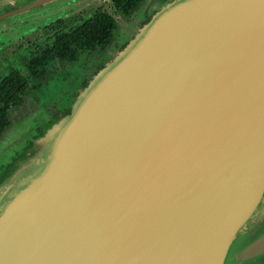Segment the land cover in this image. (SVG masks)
<instances>
[{
	"label": "water",
	"instance_id": "95a60500",
	"mask_svg": "<svg viewBox=\"0 0 264 264\" xmlns=\"http://www.w3.org/2000/svg\"><path fill=\"white\" fill-rule=\"evenodd\" d=\"M69 109L0 177L61 135L0 264H264V0H176Z\"/></svg>",
	"mask_w": 264,
	"mask_h": 264
},
{
	"label": "rangeland",
	"instance_id": "374dc122",
	"mask_svg": "<svg viewBox=\"0 0 264 264\" xmlns=\"http://www.w3.org/2000/svg\"><path fill=\"white\" fill-rule=\"evenodd\" d=\"M158 1L146 0L138 9L135 19L122 25L117 24V28H122V37L116 39L115 35L113 47L103 52L81 51L77 59L70 63L53 61L45 67L46 75L40 81L29 78L26 64L40 49L51 44L53 32L57 29L54 21L59 18V4L36 9L0 23V79L15 70L27 83V92L21 106L10 108L7 112L10 124L0 138V177L22 155L33 150V142L30 140L39 138L50 123L68 113L79 92L134 39L154 15L176 2ZM150 12H154L150 20L139 25L138 21ZM71 19L73 21L69 22L72 27L78 24L73 17Z\"/></svg>",
	"mask_w": 264,
	"mask_h": 264
},
{
	"label": "trees",
	"instance_id": "16d2710c",
	"mask_svg": "<svg viewBox=\"0 0 264 264\" xmlns=\"http://www.w3.org/2000/svg\"><path fill=\"white\" fill-rule=\"evenodd\" d=\"M114 24L106 17L98 16L76 30L54 39L50 47L31 57L26 68L32 80L44 79L45 67L53 62H73L79 52L104 47L112 39ZM27 83L17 71L8 72L0 79V136L9 127L7 112L20 107L26 95Z\"/></svg>",
	"mask_w": 264,
	"mask_h": 264
},
{
	"label": "flooded vegetation",
	"instance_id": "af4514ba",
	"mask_svg": "<svg viewBox=\"0 0 264 264\" xmlns=\"http://www.w3.org/2000/svg\"><path fill=\"white\" fill-rule=\"evenodd\" d=\"M145 1L146 0H0V23L10 18L26 15L36 9L49 8L52 4L58 3L59 18L54 21L57 29L55 28L56 31L53 32L52 42L49 46L40 49L37 54L44 48L50 47L56 37L71 33L98 16L106 17L115 26L112 30V39L106 46H97L95 49L89 50L90 52H103L108 47H113L116 39H121L122 28H117V24L121 23L122 25L131 21V19H135L138 9ZM88 8L90 9L88 10ZM153 14L154 12H150L144 19L139 20L138 24L143 25L147 23ZM72 17L78 22L74 27H72L69 22L73 21L71 19Z\"/></svg>",
	"mask_w": 264,
	"mask_h": 264
},
{
	"label": "bare ground",
	"instance_id": "6f19581e",
	"mask_svg": "<svg viewBox=\"0 0 264 264\" xmlns=\"http://www.w3.org/2000/svg\"><path fill=\"white\" fill-rule=\"evenodd\" d=\"M107 77L108 75L103 81ZM95 90L96 89L90 92L88 98ZM80 109L81 107L76 110L66 129L71 128L75 124L79 117ZM60 136H58V140L52 145L49 152L45 153L41 158L39 157L35 163L32 162L25 169L20 170L7 185L0 189V214L3 210L6 212L7 210L11 211L10 207L15 208L18 206L22 210L27 206L25 203L30 199L31 191L34 190L37 184L42 180L48 166L56 156L61 141ZM20 211L16 214H19Z\"/></svg>",
	"mask_w": 264,
	"mask_h": 264
}]
</instances>
